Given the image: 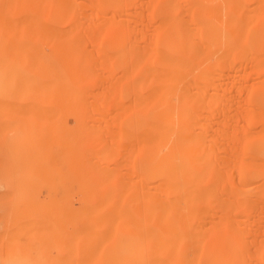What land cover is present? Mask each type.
<instances>
[{
    "label": "bare ground",
    "instance_id": "1",
    "mask_svg": "<svg viewBox=\"0 0 264 264\" xmlns=\"http://www.w3.org/2000/svg\"><path fill=\"white\" fill-rule=\"evenodd\" d=\"M93 1L123 69V264H264V0Z\"/></svg>",
    "mask_w": 264,
    "mask_h": 264
},
{
    "label": "rangeland",
    "instance_id": "2",
    "mask_svg": "<svg viewBox=\"0 0 264 264\" xmlns=\"http://www.w3.org/2000/svg\"><path fill=\"white\" fill-rule=\"evenodd\" d=\"M64 1L0 0V264H123V69L96 1L70 23ZM82 123L108 150L80 147Z\"/></svg>",
    "mask_w": 264,
    "mask_h": 264
}]
</instances>
